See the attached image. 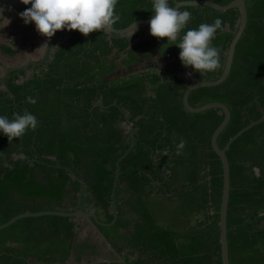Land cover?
<instances>
[{"label": "trees", "instance_id": "16d2710c", "mask_svg": "<svg viewBox=\"0 0 264 264\" xmlns=\"http://www.w3.org/2000/svg\"><path fill=\"white\" fill-rule=\"evenodd\" d=\"M179 1L226 6L235 0ZM168 2L174 7V0ZM246 8L247 26L228 79L189 96L193 108L221 103L229 109L230 122L217 141L220 149L264 117V0H247ZM185 9L191 12L186 27L212 23L216 17L222 21L212 40L221 58L214 72L186 75L192 69L182 66L179 49L149 30L145 38L140 28L125 36L96 30L70 35L42 67L11 73L5 86L0 85V115L11 119L14 112L28 110L39 122L11 141L0 135V226L25 213L80 210L111 224L117 163L125 156L115 195L117 221L98 225L113 249L127 264H222L223 168L211 138L224 113L213 109L191 114L183 96L191 84L219 80L240 13L180 10ZM115 11L120 19L111 27L124 30L149 19L151 0H117ZM0 49L11 57L18 54ZM157 57L176 62L168 71L121 82L104 80L119 66ZM29 70L34 73L27 78ZM28 96L36 103H27ZM180 139L185 147L177 155ZM226 155L230 264H264V123L244 133ZM82 223L93 233L84 242L78 240ZM103 249L108 250L83 218H26L0 231V264H83L102 260Z\"/></svg>", "mask_w": 264, "mask_h": 264}, {"label": "clouds", "instance_id": "9594fccd", "mask_svg": "<svg viewBox=\"0 0 264 264\" xmlns=\"http://www.w3.org/2000/svg\"><path fill=\"white\" fill-rule=\"evenodd\" d=\"M30 5L18 13L25 24L33 23L35 30L46 37H51L61 29L78 30L88 35L96 30H103L116 23L119 13L115 11L117 0H20ZM3 16V15H0ZM4 17V16H3ZM191 20V12L181 11L169 5L168 0H151V15L147 21L149 34L156 38H167V43L178 49V58L186 69L201 75L214 72L221 66L220 50L213 46L212 40L222 27V21L216 17L212 23H200L197 27H186ZM8 21V20H7ZM135 28V27H134ZM29 104H35L32 96L25 98ZM37 117L30 111L13 113L9 119L0 115V135L8 141L19 138L27 130L38 126ZM185 141L175 143L177 155L182 153ZM167 151L166 149L164 150Z\"/></svg>", "mask_w": 264, "mask_h": 264}, {"label": "water", "instance_id": "95a60500", "mask_svg": "<svg viewBox=\"0 0 264 264\" xmlns=\"http://www.w3.org/2000/svg\"><path fill=\"white\" fill-rule=\"evenodd\" d=\"M15 0H8L7 2H0V10H11L13 9V3ZM246 1L247 0H235L231 2L230 4L226 6H221L219 4L210 2V1H179V0H174V8H185V7H206V8H211L213 10L219 11V12H228L233 9L239 10L240 13V23L238 26L237 33L235 34L234 39L232 40L228 54H227V59H226V64L224 71L217 81L213 82H196L194 84H191L187 87L184 96H183V105L185 109L191 113V114H201L209 110L213 109H219L222 110L224 113V119L223 122L220 124V126L215 130L214 134L212 135L211 138V145L213 151L216 153V155L219 157L221 163H222V168H223V192H222V201H221V207H220V212H219V226H220V245H221V259H222V264H230L229 261V246H228V237H227V213H228V205H229V199H230V165L229 161L227 158V151L229 150L230 146L237 140L239 139L244 133L248 132L254 127H257L258 125L264 123V117L256 122L251 123L249 126L238 132L234 137H232L226 146L223 149H220L218 146V137L220 134L224 131V129L227 127V125L230 122L231 115L229 109L221 104V103H209L206 104L202 107L199 108H193L189 104V96L192 91H195L197 89H202V88H209V87H218L222 85L229 77L232 64H233V59L235 55V49L240 41L246 26H247V20H248V15H247V8H246ZM148 20H139L134 22L130 27L124 29V30H116L114 28L107 27L103 29L107 33H112L116 35H130L132 32H134L136 29L140 27H148ZM135 27V28H134ZM78 33V30H63L62 32L58 33L53 39L49 41V43L46 45L44 49V54L43 57L37 61V62H29L26 64H23L18 67H12L6 70L2 78L0 79V85L5 86L7 78L10 76L11 73L15 72H20L23 70L28 69L29 67H42L45 62L49 59L50 54L52 50L54 49L55 46L58 45L59 42L62 40L67 39L70 35ZM132 130V127H130ZM134 147V140L131 143L130 149L128 153L132 151ZM127 153V154H128ZM126 154V155H127ZM125 158L122 157L119 162L117 163V171H116V176H115V181H114V188L112 192V200H113V212H114V220L111 224L105 225L101 224L96 215L93 212H85L83 210H80L78 212L74 213H65V212H55V211H44V212H38V213H25L16 216L15 218L11 219L9 222L3 224L0 226V231L9 228L13 224H15L17 221L26 219V218H40V217H48V216H53V217H63V218H83L85 219L88 224L92 227V229L95 231V233L99 236V238L105 243L107 246L108 250H110L115 259L111 260H95L83 264H127L126 261L123 259L122 256H120L114 249L113 247L109 244V242L106 240V238L103 236V234L100 232L98 225L101 226H112L116 223L117 221V208H116V203H115V195H116V188H117V183L119 179V174H120V168L119 164L120 162ZM66 264H71V263H66Z\"/></svg>", "mask_w": 264, "mask_h": 264}, {"label": "rangeland", "instance_id": "374dc122", "mask_svg": "<svg viewBox=\"0 0 264 264\" xmlns=\"http://www.w3.org/2000/svg\"><path fill=\"white\" fill-rule=\"evenodd\" d=\"M7 0H3L6 2ZM25 5L20 2V0H15L13 3V9L0 10V48L4 46L5 48H10L18 52L14 57H9L7 54L3 53L0 49V79L4 75L6 69L12 67H18L29 62H37L43 57L44 49L51 39H53L58 33L65 29L58 30L51 37H46L39 34L34 27L33 23L25 24L23 20L19 17L18 13L23 11ZM8 20V21H7ZM139 33L145 38L148 35V27H140ZM165 60L173 61V57L160 58L157 57L153 61L157 63L158 66H164ZM125 68L122 66L118 67V70L105 78L108 82H121L134 77L137 74L142 73L138 64ZM172 68V67H171ZM170 68V69H171ZM169 69V70H170ZM162 72V71H160ZM158 72V73H160ZM34 71L29 70L26 74L27 78L33 75ZM143 76V75H142ZM82 230L78 235V240L84 242L90 236H93L91 229L82 223ZM90 226V225H89ZM91 227V226H90ZM92 228V227H91ZM94 231V230H93ZM95 232V231H94ZM102 260L111 259L108 250L103 249ZM95 261L97 259H91ZM87 263V260H84Z\"/></svg>", "mask_w": 264, "mask_h": 264}, {"label": "crops", "instance_id": "0c3cea01", "mask_svg": "<svg viewBox=\"0 0 264 264\" xmlns=\"http://www.w3.org/2000/svg\"><path fill=\"white\" fill-rule=\"evenodd\" d=\"M0 2H3V0H0ZM175 62H176L175 58H174L173 61L165 60L164 66L160 67V66L157 65V63H154L153 61H141L138 64V67L143 72L140 73V74L135 75L134 77L142 76V75H146V74H151V73H154V72L168 71L175 64ZM131 68H133V67H131ZM131 78H133V77H131ZM131 78H129V79H131ZM129 79H127V80H129Z\"/></svg>", "mask_w": 264, "mask_h": 264}, {"label": "flooded vegetation", "instance_id": "af4514ba", "mask_svg": "<svg viewBox=\"0 0 264 264\" xmlns=\"http://www.w3.org/2000/svg\"><path fill=\"white\" fill-rule=\"evenodd\" d=\"M7 1H8V0H7ZM7 1H6V2H7ZM8 56H9V55H8ZM9 57H10V56H9ZM40 59H41V58H40ZM38 61H39V60H38ZM6 70H8V69H6ZM5 72H6V71H5ZM1 78H2V77H1Z\"/></svg>", "mask_w": 264, "mask_h": 264}]
</instances>
